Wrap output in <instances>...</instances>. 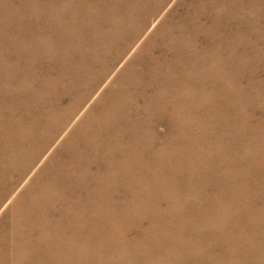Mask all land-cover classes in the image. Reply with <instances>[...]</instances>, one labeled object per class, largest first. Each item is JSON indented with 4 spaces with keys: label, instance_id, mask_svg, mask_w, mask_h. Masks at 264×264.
Returning a JSON list of instances; mask_svg holds the SVG:
<instances>
[{
    "label": "bare ground",
    "instance_id": "bare-ground-1",
    "mask_svg": "<svg viewBox=\"0 0 264 264\" xmlns=\"http://www.w3.org/2000/svg\"><path fill=\"white\" fill-rule=\"evenodd\" d=\"M0 264H264V0H0Z\"/></svg>",
    "mask_w": 264,
    "mask_h": 264
},
{
    "label": "rangeland",
    "instance_id": "rangeland-1",
    "mask_svg": "<svg viewBox=\"0 0 264 264\" xmlns=\"http://www.w3.org/2000/svg\"><path fill=\"white\" fill-rule=\"evenodd\" d=\"M7 209L9 208V206L6 207Z\"/></svg>",
    "mask_w": 264,
    "mask_h": 264
}]
</instances>
